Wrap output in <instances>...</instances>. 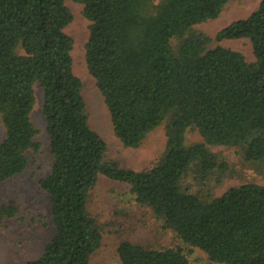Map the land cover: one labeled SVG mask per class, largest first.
Returning a JSON list of instances; mask_svg holds the SVG:
<instances>
[{"label": "trees", "instance_id": "1", "mask_svg": "<svg viewBox=\"0 0 264 264\" xmlns=\"http://www.w3.org/2000/svg\"><path fill=\"white\" fill-rule=\"evenodd\" d=\"M90 21L85 58L104 97L115 135L141 147L165 124L167 145L150 168L106 159L108 146L89 124L82 80L73 71V14L65 0H0V181L22 174L40 151L31 119L36 89L49 136L51 169L39 186L51 200L54 235L43 254L24 264H90L102 227L90 214L100 175L130 186L207 264H264V184L247 182L205 200L182 180L192 165L207 178L228 169L211 146L236 148L244 162L264 165V0L232 21L216 41L247 38L254 59L216 45L194 26L217 19L230 0H74ZM196 129L202 141L186 144ZM15 205L0 204L14 217ZM119 264H190L181 247L123 240ZM104 264V263H101Z\"/></svg>", "mask_w": 264, "mask_h": 264}, {"label": "rangeland", "instance_id": "2", "mask_svg": "<svg viewBox=\"0 0 264 264\" xmlns=\"http://www.w3.org/2000/svg\"><path fill=\"white\" fill-rule=\"evenodd\" d=\"M73 14L72 22L65 32L74 39L71 55L73 71L82 80V94L86 101L89 124L106 141V159L116 160L125 168L143 170L152 167L163 155L167 145L165 124L151 132L139 148L124 147L115 135L110 112L104 97L89 73L85 58V45L89 38L90 21L83 14V6L74 0H65ZM260 0H230L220 16L197 24L194 29L211 38L208 48L223 45L242 52L251 61L254 59L252 45L247 38L214 40L216 34L232 21L249 16ZM36 103L31 119L38 128L36 140L41 149L30 160L24 173L0 181V204L15 205L20 212L14 217L0 216V264H24L43 254L44 248L54 235L51 215V200L39 186V179L49 174L51 155L45 116L42 112V90L36 85ZM5 129L0 120V142ZM202 141L199 132L189 128L185 133L186 144ZM210 151L220 162H226L227 171H214L204 178L194 164L182 180V185L205 200L222 195L229 187L247 182L264 184V165L244 162L236 148L211 146ZM90 214L102 227L101 247L92 255L90 264H119L118 245L123 240L154 248L181 247L190 264H207V255L196 247L185 245L176 234L163 228L161 220L153 211L139 204L130 186L100 175L91 191L88 204Z\"/></svg>", "mask_w": 264, "mask_h": 264}]
</instances>
